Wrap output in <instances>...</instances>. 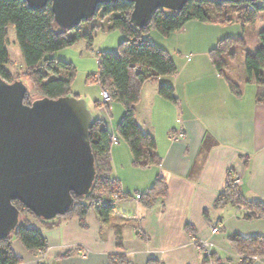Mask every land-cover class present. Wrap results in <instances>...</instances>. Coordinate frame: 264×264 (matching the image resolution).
Masks as SVG:
<instances>
[{"label":"crops","instance_id":"crops-1","mask_svg":"<svg viewBox=\"0 0 264 264\" xmlns=\"http://www.w3.org/2000/svg\"><path fill=\"white\" fill-rule=\"evenodd\" d=\"M223 27L230 26L189 21L166 38L155 31L148 36L170 53L177 68L174 75L161 76L157 82L173 86L177 103L161 98L157 84L146 82L135 106V121L154 138L159 166L133 164L129 145L116 133L124 108L113 101L108 112L101 111L97 106L101 90L94 83L100 92L92 113L106 122L113 136L111 177L117 179L121 193L116 210L134 215L138 227H111L101 239L93 212L88 211L84 225L76 215L63 216L39 231L48 247L42 253H29L13 241L20 264H204L205 256L192 238L209 242L214 264H241L229 237H263L264 216L249 220L244 209L215 203L228 169L240 178L248 201L264 203V104L256 103L263 88L247 82L243 67L239 74L228 67L239 86V94H234L210 63L208 51L221 40ZM181 130L184 138L172 140ZM157 175L165 177L167 193L145 206L139 195L151 188ZM212 225L219 226L218 232ZM112 257L122 259L111 261ZM252 264H264V257Z\"/></svg>","mask_w":264,"mask_h":264},{"label":"trees","instance_id":"trees-1","mask_svg":"<svg viewBox=\"0 0 264 264\" xmlns=\"http://www.w3.org/2000/svg\"><path fill=\"white\" fill-rule=\"evenodd\" d=\"M47 3L43 9L35 11L31 10L23 0H0V77L7 82L20 80V78L14 79L11 71L5 67L10 62L5 48L7 29L10 25L15 29L25 61L23 76L32 83L38 98L57 99L71 95L70 85L75 75V68L70 62L50 58L48 55L72 46L79 40H84L89 47L93 37L89 33L79 32L78 27L81 23L96 19L94 30L103 33L117 31L122 34L117 52L111 54L100 52L97 55V71L86 79L89 84L96 83L100 89H108L110 100L122 104L125 113L119 120L116 133L129 145L133 164L137 167L159 166L161 160L155 151L154 138L149 133H144L135 121V106L140 101L142 86L146 82L157 84L159 77L172 76L177 71L170 53L151 43L148 40L149 34L155 31L166 38L189 21L220 26L236 24L243 30L253 26L260 18V13L264 15V0L231 4L210 0H188L180 11L172 12L157 8L150 18V23L140 28L130 22L132 3L120 1V3L98 6L93 17L65 32L55 25L51 3L50 1ZM99 8L102 9V14L97 12ZM257 38L259 43L252 52L244 50L245 39L241 35L221 38L208 51V55L216 72L225 78L230 91L239 94L238 84L228 73V62L236 56V48L243 50V70L246 73V80L263 88L256 98V103L264 104V29L258 33ZM61 71L62 76L59 75ZM157 87L161 98L177 103L173 86L158 83ZM26 93L24 104H29L34 99L28 92ZM97 106H102L101 100ZM93 123L90 129V145L94 156V181L86 194L71 195L73 203L63 216L76 215L79 222L84 225L83 221L88 211L93 212L99 223L100 238L105 239L109 228L118 225L137 228L139 221L134 215L117 211L116 207L110 204L111 195L120 193L117 179L111 177L109 149L113 136L108 131L106 122L94 119ZM227 173L225 186L218 194L215 206L229 204L242 208L246 211L245 217L249 220L264 216V203L248 201L241 189L242 184L236 186L233 183L237 177L235 172L228 169ZM167 188L165 177L157 175L151 188L146 193L140 194L139 199L145 206H150L156 199L166 195ZM12 204L19 210L20 219L14 231L7 238L0 240V264H20L22 261L12 248L13 241H18L29 253H42L48 248L45 237L29 224L31 218L43 225L50 221L40 219L19 201H12ZM185 229L192 230L189 225H186ZM138 234L141 236L142 232L138 231ZM229 239L240 257L241 264H252L255 259L264 257V236L242 237L233 234ZM120 258L112 257L111 261ZM206 258L204 257V261Z\"/></svg>","mask_w":264,"mask_h":264},{"label":"water","instance_id":"water-1","mask_svg":"<svg viewBox=\"0 0 264 264\" xmlns=\"http://www.w3.org/2000/svg\"><path fill=\"white\" fill-rule=\"evenodd\" d=\"M23 1L35 11L50 1L55 25L66 32L93 17L98 6L132 3L130 22L142 28L157 8L180 11L188 0ZM26 92L21 80L7 82L0 77V240L19 223V210L12 201H19L40 219L52 220L70 209L73 193L89 191L95 176L90 145L95 118L86 102L69 95L24 104Z\"/></svg>","mask_w":264,"mask_h":264},{"label":"rangeland","instance_id":"rangeland-1","mask_svg":"<svg viewBox=\"0 0 264 264\" xmlns=\"http://www.w3.org/2000/svg\"><path fill=\"white\" fill-rule=\"evenodd\" d=\"M101 8L97 12L99 14H102ZM260 18L258 21L253 25L249 26L242 30V28L238 27V25L233 24L230 27H223L225 29L223 33H221V38L223 36L229 35V36H243L245 39V48L246 51H255V48L257 47L259 43V38H257L258 33L264 29V15L263 13L259 14ZM97 22L96 19L92 22H85L81 23L78 27L79 32L81 33H89L93 37V41L89 45V47L86 46V43L84 40H79L77 43H75L72 46H68L65 49L57 50L56 52L49 54L48 57L54 58L63 62H70L72 66L75 68V75L73 77V81L70 85V91L71 95L77 97L78 99H82L86 102L87 107L90 112L96 113V108L94 106V99L99 98V92L102 91V88L98 90L96 84L94 83H88L87 77L90 74H93L97 71V55L104 51L108 53H115L117 52V46H118V40L122 38V34L118 33L117 31H111L110 33H103L100 30H94L93 25ZM222 31V30H221ZM154 32V31H152ZM225 34V35H222ZM6 42H5V48L7 49L8 55H9V64H6L5 67L8 71H11L13 74L12 77L14 79L20 78L22 82L25 83L27 92L31 96V98L36 99L39 96L37 95V92H35L32 83L23 76L24 71V63L22 57V52L19 47L16 35H15V29L11 25L8 26L7 29V35H6ZM236 56L232 61L227 60L228 67L230 70L235 71L237 74L239 72L242 73V67L244 66L243 61V55L244 51L240 48L237 49ZM54 75V74H53ZM60 76L63 75L62 71L59 74ZM53 77V76H50ZM108 90V89H107ZM110 98V97H109ZM100 100H101V93H100ZM111 100L109 102L102 101V108L101 111H107L110 109ZM184 133L182 130L179 131ZM178 132V133H179ZM179 139L176 138L175 141H178ZM121 194V193H119ZM63 216H58L55 218H52V220H48L52 222L53 220H56L57 218H62ZM30 226L36 228L38 231H41L44 227L42 223H39L37 220L31 218L30 220ZM218 227V225H212ZM211 226V227H212ZM215 263V262H214Z\"/></svg>","mask_w":264,"mask_h":264},{"label":"built area","instance_id":"built-area-1","mask_svg":"<svg viewBox=\"0 0 264 264\" xmlns=\"http://www.w3.org/2000/svg\"><path fill=\"white\" fill-rule=\"evenodd\" d=\"M109 97H110L109 91L107 89H105V88H102V91H101V101H103V103L104 102L107 103V102L110 101V98ZM100 109L103 110L102 107H100ZM176 138L179 139L178 141H181L184 138V133L179 132L177 134L172 135V140H176ZM233 183L236 186L242 184L239 177H236L234 179ZM120 197H121L120 194H113V195H111V197L109 199L110 200V204L112 206H114V207H117L118 206V202L120 200ZM136 198H138V196ZM211 229H212L213 232H218L219 226L218 227L212 226ZM192 240H193V245L195 246L196 250L202 252L203 255L205 257H207L206 260L204 261V264H214L213 260L211 259L210 255H209L210 254V251H208L209 250L208 248L210 246L209 242H205V241H201V240H196L194 238H192Z\"/></svg>","mask_w":264,"mask_h":264}]
</instances>
